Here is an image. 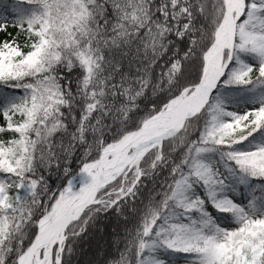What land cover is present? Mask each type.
Segmentation results:
<instances>
[{"label": "snow or ice", "instance_id": "snow-or-ice-1", "mask_svg": "<svg viewBox=\"0 0 264 264\" xmlns=\"http://www.w3.org/2000/svg\"><path fill=\"white\" fill-rule=\"evenodd\" d=\"M0 264H264V0H0Z\"/></svg>", "mask_w": 264, "mask_h": 264}, {"label": "trees", "instance_id": "trees-1", "mask_svg": "<svg viewBox=\"0 0 264 264\" xmlns=\"http://www.w3.org/2000/svg\"><path fill=\"white\" fill-rule=\"evenodd\" d=\"M4 3H8L10 4L11 3V0H3ZM11 30V29H10Z\"/></svg>", "mask_w": 264, "mask_h": 264}]
</instances>
